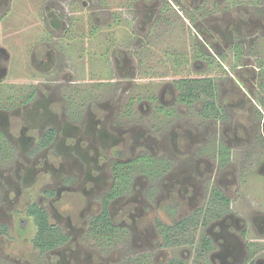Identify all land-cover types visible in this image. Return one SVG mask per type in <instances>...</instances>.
Here are the masks:
<instances>
[{"label": "flooded vegetation", "instance_id": "obj_1", "mask_svg": "<svg viewBox=\"0 0 264 264\" xmlns=\"http://www.w3.org/2000/svg\"><path fill=\"white\" fill-rule=\"evenodd\" d=\"M257 193L264 0H0V264H264Z\"/></svg>", "mask_w": 264, "mask_h": 264}, {"label": "rangeland", "instance_id": "obj_2", "mask_svg": "<svg viewBox=\"0 0 264 264\" xmlns=\"http://www.w3.org/2000/svg\"><path fill=\"white\" fill-rule=\"evenodd\" d=\"M256 199V201L259 203H263L264 201V193H257V196L254 197ZM235 206H236V210L239 212V213H242L244 210H245V202L243 201H239V202H236L235 203ZM264 244V243H263ZM256 252H259L260 251V246H257L255 248ZM262 250H264V245H262ZM261 257L263 258L264 257V252L261 253Z\"/></svg>", "mask_w": 264, "mask_h": 264}]
</instances>
